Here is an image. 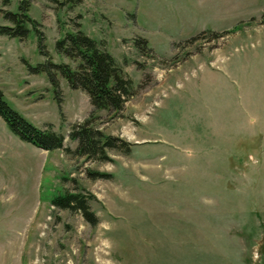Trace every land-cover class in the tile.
I'll list each match as a JSON object with an SVG mask.
<instances>
[{"label":"rangeland","instance_id":"obj_1","mask_svg":"<svg viewBox=\"0 0 264 264\" xmlns=\"http://www.w3.org/2000/svg\"><path fill=\"white\" fill-rule=\"evenodd\" d=\"M28 13L42 39L33 26L0 34L9 105L71 149V126L92 113L130 151H48L0 117V264H264V0H31ZM75 22L136 89L118 114L61 76L58 106L47 74L29 68L75 65L55 48ZM64 190L95 196L96 225L51 205Z\"/></svg>","mask_w":264,"mask_h":264},{"label":"trees","instance_id":"obj_2","mask_svg":"<svg viewBox=\"0 0 264 264\" xmlns=\"http://www.w3.org/2000/svg\"><path fill=\"white\" fill-rule=\"evenodd\" d=\"M0 1L3 5L9 4V0ZM30 2L31 0H20L19 10L15 12L0 8L3 20L9 22V24H0L1 35L23 39L29 34L30 26H33L42 39L43 33L38 28L40 24L28 13ZM75 25L77 27L74 30H67L55 41L56 50L75 65L68 62L55 63L48 57L45 63L29 68L35 73L47 74L56 92L58 106L61 105L62 98L59 94L57 76H61L66 79L71 89H80L88 95L94 110H107L118 114L124 108L126 101L136 94V89L104 43L85 34L79 28L78 22H75ZM136 43L141 44L143 48L147 45V41L141 38L136 39ZM41 52L46 54L43 45ZM91 116L92 113L83 121L71 126L68 135L71 140L76 141V147L71 149L64 144L65 136L55 131L50 124L38 127L11 107L0 88V117L21 141L48 151L62 150L68 154L94 160L108 159L107 151L110 149L125 153L130 151V143L113 135L104 134L94 126ZM88 174L93 179L108 177L96 171H88ZM94 198V195L86 196L80 190L73 192L64 190L63 193L55 195L50 203L54 207L79 211L86 221L96 225L97 217L88 203V199Z\"/></svg>","mask_w":264,"mask_h":264}]
</instances>
